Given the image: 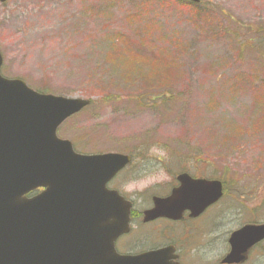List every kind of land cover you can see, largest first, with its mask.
<instances>
[{
    "label": "rangeland",
    "instance_id": "rangeland-1",
    "mask_svg": "<svg viewBox=\"0 0 264 264\" xmlns=\"http://www.w3.org/2000/svg\"><path fill=\"white\" fill-rule=\"evenodd\" d=\"M202 1L14 0L19 10L0 19L1 72L93 101L58 130L77 151L159 159L144 163L145 177L121 180L131 196L146 202L151 185L187 170L223 176L232 196L213 223L246 205L247 223L263 224L264 0Z\"/></svg>",
    "mask_w": 264,
    "mask_h": 264
},
{
    "label": "water",
    "instance_id": "water-1",
    "mask_svg": "<svg viewBox=\"0 0 264 264\" xmlns=\"http://www.w3.org/2000/svg\"><path fill=\"white\" fill-rule=\"evenodd\" d=\"M2 64L0 54V69ZM89 105L85 99L39 93L0 73V264L134 260L115 256L113 243L128 230L129 208L106 187L130 157L77 154L70 141L57 136L62 123ZM179 181L168 199L156 201L153 217L179 215L189 205L204 209L222 195L220 181L189 175ZM235 237L252 245L264 237V226L246 227Z\"/></svg>",
    "mask_w": 264,
    "mask_h": 264
},
{
    "label": "flooded vegetation",
    "instance_id": "flooded-vegetation-1",
    "mask_svg": "<svg viewBox=\"0 0 264 264\" xmlns=\"http://www.w3.org/2000/svg\"><path fill=\"white\" fill-rule=\"evenodd\" d=\"M13 1L6 0L2 2L0 0V19L5 20V17L9 15V11L16 12L19 10L18 5L11 4ZM197 5L202 8L205 7L202 0ZM0 53L4 60V54L1 50ZM148 160L162 163L154 156L133 155L132 161L108 184L109 190L117 191L130 202L129 205H126L129 207L128 231L118 236L114 241L115 256L134 258L133 261L127 264H254L252 257L259 252L257 255L264 262V239L252 245L246 243V238L234 239L236 233L252 224L247 223L249 221L245 219L246 205H244L245 210L243 212H235L236 218L234 211L231 213L230 218H227L228 212L223 211L219 217L222 220L220 222L216 220L213 223V219L218 217L217 208L219 205L227 196H232L228 189V181L221 180L222 198L204 209L189 205L179 215L172 213L171 215L153 217L155 215L153 212L157 208L155 199L169 198L180 187L178 179L180 174H188L195 180L201 178L207 180L220 179L217 177L204 178L196 176L188 173L190 171L187 170L188 172L178 174L174 178V182L163 189V186L158 182L151 185L148 188L151 190V196L149 200L144 202L137 195L131 196L130 193L125 191V185H120V183L122 179L126 178L134 181L145 177L147 174L145 173L144 163ZM185 162L189 163V161ZM200 162L202 161L198 160L195 163L199 165ZM159 166L156 165L153 169L158 170ZM197 168L190 167L188 169L195 170ZM163 169H166V166ZM226 221H234L237 226L234 229L224 230L222 225ZM218 248L221 249L220 254L215 253ZM116 264L118 263L116 262Z\"/></svg>",
    "mask_w": 264,
    "mask_h": 264
},
{
    "label": "trees",
    "instance_id": "trees-1",
    "mask_svg": "<svg viewBox=\"0 0 264 264\" xmlns=\"http://www.w3.org/2000/svg\"><path fill=\"white\" fill-rule=\"evenodd\" d=\"M193 5H194V4H193ZM197 7H199V6H198V5H195V6H194L195 9H198ZM43 90L46 91V89H41V91H43ZM167 100H168V99H166V98L161 99V101L163 102V106L165 105V102H167ZM141 105H142V104H141ZM163 106H162V109L164 108ZM222 174H223V173H222ZM223 175H224V174H223ZM220 178H221L222 180L227 181L226 178L223 177V176H220Z\"/></svg>",
    "mask_w": 264,
    "mask_h": 264
}]
</instances>
